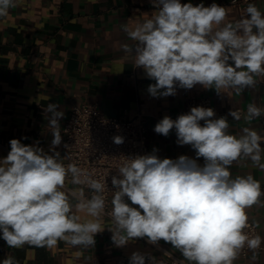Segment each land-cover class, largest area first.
I'll list each match as a JSON object with an SVG mask.
<instances>
[{
    "label": "clouds",
    "instance_id": "9594fccd",
    "mask_svg": "<svg viewBox=\"0 0 264 264\" xmlns=\"http://www.w3.org/2000/svg\"><path fill=\"white\" fill-rule=\"evenodd\" d=\"M18 3L0 0V17ZM152 4L156 11L151 17L133 27L122 26L136 42L135 67L154 81L147 87L151 97L175 96L178 88L191 90L196 85L217 92L234 88L238 94L254 84L253 74H264V13L254 3L234 24L224 23L228 11L215 2L205 6L203 0L197 4L152 0ZM214 26L219 30L213 35ZM122 47L132 51L128 44ZM247 112L249 120L261 115L255 105H249ZM43 114L52 136L49 152L39 140L25 144L22 140L27 137L13 138L9 152L0 158V239L13 249L25 244L51 248L60 240L94 245L95 235L102 231L105 185L76 163L65 165L59 159L55 149L62 142L60 120L65 118L59 104L48 103ZM230 114L240 119L238 112ZM213 117L212 108L196 106L175 120L165 115L154 126L155 133L165 137L174 129L176 143L190 145L196 159L186 155L161 159L153 149L151 154L127 159L119 168L120 178L112 177L117 191L111 200L115 225L111 239L116 247L146 237L153 245L161 240L170 243L196 264H232L245 243L253 250L260 246L259 236L249 239L243 233L248 219L244 209L256 203L260 184L251 175L231 180L229 166L243 153L264 169L260 163L264 138L249 128L239 139L226 135L227 120ZM113 142L120 145L124 138L114 136ZM200 157L203 166L197 163ZM69 173L72 184L86 183L94 190L90 199L75 205L93 218L83 223L62 190ZM0 264L19 261L7 255ZM129 264H145V256L133 252Z\"/></svg>",
    "mask_w": 264,
    "mask_h": 264
},
{
    "label": "crops",
    "instance_id": "0c3cea01",
    "mask_svg": "<svg viewBox=\"0 0 264 264\" xmlns=\"http://www.w3.org/2000/svg\"><path fill=\"white\" fill-rule=\"evenodd\" d=\"M191 2L197 4L201 0ZM213 2L228 11L224 23L234 24L246 16L245 11L231 8L228 0H203L205 6ZM249 3H254L264 13V0ZM155 11L152 0H19L16 8L0 17V158L9 152V141L13 138L27 137L22 140L25 144L39 140L40 146L49 152L52 136L43 114L48 103H58L59 110L65 113L60 128L71 106L83 102L95 104L107 117L123 116L130 120L139 113L147 126L148 154L157 149L156 154L161 159L175 160L181 155L196 159L190 145L176 143L174 129L167 137L154 131L159 118L177 114L190 96H205L211 100L214 109L222 114L220 118L228 122L226 135L239 139L245 135L244 129L249 128L264 138V74H253L254 84L244 86L238 94L234 88H221L217 92L214 87L204 89L196 85L191 90L178 88L175 96L167 98L150 96L147 87L154 81L146 79L143 70L135 67L136 42L129 39L122 26L133 27ZM217 30L214 26L213 35ZM125 44L130 45L132 51L125 52L122 47ZM249 105L260 108L261 115L247 119ZM236 111L239 120L230 114ZM260 143V163H264V139ZM55 150L61 160V145ZM197 163L203 166V157ZM229 171L231 180L251 175L260 184L261 195L256 203L245 207L244 212L247 222L257 226L264 242V169L242 153L229 166ZM69 199L73 214L80 217L79 222L93 219L86 212L77 211L75 205L80 201L70 195ZM99 222L102 231L95 235V244L90 246L60 240L51 248L25 244L13 249L0 239V261L13 255L19 264H115L122 258L130 260L133 252L161 257L139 239L116 247L111 239L114 222L102 216ZM158 243L187 264H196L170 243L163 240ZM232 264H264V251L251 250L243 259L238 249Z\"/></svg>",
    "mask_w": 264,
    "mask_h": 264
},
{
    "label": "built area",
    "instance_id": "2783aa9c",
    "mask_svg": "<svg viewBox=\"0 0 264 264\" xmlns=\"http://www.w3.org/2000/svg\"><path fill=\"white\" fill-rule=\"evenodd\" d=\"M249 1L228 0L227 4L238 12H243ZM196 106L212 108L214 111L212 119H219L222 115L214 109L208 97L190 96L185 101L183 109L170 117L175 120L179 115L188 113L192 107ZM161 119L159 118L156 124ZM47 131L51 132L49 128ZM61 135V161L65 165L76 163L88 176L105 185V191L101 193L105 198V210L101 216L112 221L110 216L112 210L111 197L117 191L111 183L112 177L120 178L119 168L127 159L148 154L147 126L144 117L139 113L130 120H126L123 116L107 117L98 110L95 104L83 102L71 106L69 115L61 127ZM117 135L124 138V143L117 145L113 142V137ZM71 180L72 175L69 173L62 190L75 200H87L94 194V190L90 189L86 183L75 185L71 183ZM81 189H83V197L80 196ZM243 233L249 239L260 237L257 226L249 222L243 229ZM139 240L161 254L159 258L145 256V264H187L182 258L170 253L159 243L150 244L146 237ZM251 250L253 249L248 248L247 243H245L240 249L241 258L244 259ZM253 251H264L262 239L260 246ZM129 262V259L122 258L115 264H129Z\"/></svg>",
    "mask_w": 264,
    "mask_h": 264
}]
</instances>
